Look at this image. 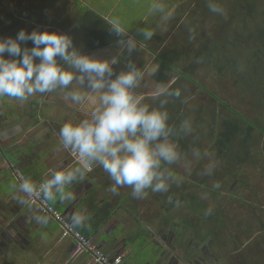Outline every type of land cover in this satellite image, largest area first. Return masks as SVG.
Masks as SVG:
<instances>
[{
  "label": "crops",
  "instance_id": "0c3cea01",
  "mask_svg": "<svg viewBox=\"0 0 264 264\" xmlns=\"http://www.w3.org/2000/svg\"><path fill=\"white\" fill-rule=\"evenodd\" d=\"M162 2L170 13L169 19H163L158 13L149 14L152 0H13L12 12L14 13L17 3L26 14L21 17L27 24L42 31L67 33L72 37L74 46L82 53L100 58H110L115 54L116 44L87 51V41L91 39L97 42L99 39L93 37L98 36L99 29L106 28L105 22L110 24L112 20H119L135 36L140 46L131 57L137 66H143L145 62L158 63L160 70L152 79L183 89L186 82L190 83L183 75L190 71V76L194 78L193 61L203 46L210 45L205 40L199 50H195L196 30L199 32L209 22L208 3L200 0ZM181 5L187 6L181 8ZM46 17L49 19L45 20ZM141 28L153 31V37L145 40L138 34ZM164 61L169 65L165 66ZM114 67L119 72L123 68V60ZM69 90L71 87L63 91L57 89L51 93H43L42 99L29 98L25 101L32 106V111L29 112L31 123L27 127L29 138L26 145H16L11 152L4 153L8 168H4L3 164L0 166V264H95L89 254L77 252L73 239L61 238V227L57 221L50 218L47 225L38 224L30 219L33 211L37 209L34 206L30 209L19 205L13 199L15 186L18 185L14 177L15 170H20L27 179L38 185L49 177L50 170H68L79 166V157L62 147L59 129L64 123L76 124L88 118L89 109L84 111L83 117L70 114V119H66L63 104L73 103L65 97V92ZM137 92L144 96L143 103L149 105L148 102H152L155 105L153 107L159 106V100L148 95V88L141 87ZM179 99H169V103L165 105V108L169 105L168 112L175 111L181 105ZM41 114L45 117L44 123L41 122ZM172 114H169V120ZM168 123L170 125L169 121ZM19 130V126L12 128V136ZM28 147L32 149L30 152L21 151ZM0 149L3 153L1 145ZM8 155H12V158H8ZM162 166L169 170L172 168L167 164ZM10 183L12 185L6 186ZM112 185L113 181L103 168L94 165L83 180H77L69 186L68 190L73 192L75 200L61 201L57 197L48 202L67 220L71 214L83 211L89 217L87 226L77 229L83 234H89V238L104 252L112 256H122L123 264H220L214 262L216 253L209 242L198 241L196 248H187L186 237L182 238L185 241L177 240V234H172L169 229L166 231L164 225L156 233L151 225L137 218L140 215L133 216L130 207L124 205L129 194L114 195L109 191ZM103 206H107V211H113L114 215L97 230L95 217ZM38 214L41 213L38 211ZM137 252H141L138 253L140 258L138 256L139 259L135 260ZM146 258L149 259L145 260Z\"/></svg>",
  "mask_w": 264,
  "mask_h": 264
},
{
  "label": "rangeland",
  "instance_id": "374dc122",
  "mask_svg": "<svg viewBox=\"0 0 264 264\" xmlns=\"http://www.w3.org/2000/svg\"><path fill=\"white\" fill-rule=\"evenodd\" d=\"M200 1L208 3V0ZM214 2L224 9V14H215L208 7L209 22L199 32L196 30L195 50L208 40L210 46H217V52L209 60L194 59V77L208 91L264 128V40L258 28L264 19V0ZM249 4L257 5L255 12L258 14L250 12L248 15L246 6ZM13 5V0L7 2L5 12L12 11ZM186 6L181 5V8ZM226 50L236 58L234 65L226 63ZM30 98L39 100L42 94L37 93ZM179 100L181 105L175 111L171 110L179 119L186 118L191 122L192 133L185 136L200 144L203 154L191 152L190 161L180 157L178 163L169 165L176 179L170 182L166 193H153L148 189L147 196L138 199L132 196L130 187H120L119 193L129 194L124 205L130 207L133 216L140 215L137 218L151 225L156 233L164 225L166 231L169 229L172 234H177V240L185 241L182 238L186 237L187 248H196L198 241L209 242L220 264H264V136L258 132L255 134L244 164L237 165L228 155L218 158L213 148L214 141L210 139V124L217 118H234L233 115L224 113L206 93L187 82L181 89ZM63 105L66 119H70V114L83 117L88 109L87 104ZM31 108L25 101L0 97V145L4 150L3 153L0 151V166L3 164L4 168H8L4 153L11 152L16 145H26ZM168 108L169 105L166 110ZM40 116L44 123V115ZM16 126L20 130L12 136L11 129ZM31 150L28 147L21 151L28 153ZM235 155L244 157V149L238 147L232 154L233 157ZM8 156L12 158V155ZM9 185L12 184L6 186ZM173 185L174 188L171 187ZM210 189H215L219 195L210 193ZM209 209L211 213L206 214ZM138 253L141 252L136 253L135 260L140 258Z\"/></svg>",
  "mask_w": 264,
  "mask_h": 264
},
{
  "label": "clouds",
  "instance_id": "9594fccd",
  "mask_svg": "<svg viewBox=\"0 0 264 264\" xmlns=\"http://www.w3.org/2000/svg\"><path fill=\"white\" fill-rule=\"evenodd\" d=\"M209 10L224 14V9L214 0H208ZM160 14L169 19L162 0H152L149 14ZM110 31L118 37L117 51L110 58L84 54L74 46L71 36L57 31L21 29L15 38L0 39V97L27 101L37 93H51L57 89L77 105H88V118L79 123H64L59 129V141L65 150L79 157V166L68 170H50L49 177L38 185L22 179L15 186L13 199L19 205L33 206L40 197L47 201L75 200L68 190L77 180H83L94 165H99L109 175L113 185L109 191L118 195V189L128 186L134 198L143 199L147 190L166 193L170 182L176 178L162 165L176 163L181 154L172 142L173 136L192 133V124L183 120L179 129L169 125V113L165 105L170 98L179 99L181 89L170 83L153 80L160 70L155 62L143 66L131 58L140 49L135 38L120 23L110 22ZM145 40L154 32L146 28L138 30ZM31 41L32 47L22 43ZM5 53L8 54L6 58ZM117 72L114 66L121 64ZM145 87L159 107L143 103L144 96L137 89ZM194 154L199 155L198 151ZM171 202V197H169ZM179 206V201H177ZM211 209L206 214H210ZM30 219L47 225L50 217L34 210ZM89 217L84 212L68 217L72 229L87 226Z\"/></svg>",
  "mask_w": 264,
  "mask_h": 264
},
{
  "label": "trees",
  "instance_id": "16d2710c",
  "mask_svg": "<svg viewBox=\"0 0 264 264\" xmlns=\"http://www.w3.org/2000/svg\"><path fill=\"white\" fill-rule=\"evenodd\" d=\"M9 1L10 0H0V39H7L9 37L15 38V36L21 29L27 32H31L33 30L42 31L36 26L29 25L24 20H22L23 18L21 16H25L26 14L20 10V7L17 3L15 4L14 13L12 11L5 12V5ZM256 6L257 5L255 4H249V6H246L248 9V15L250 12H255ZM255 13H257V11ZM261 16H263L262 13ZM105 24L106 28L99 29V31L97 32L98 36L93 37L94 39H99L97 40V42L91 41V39L87 41L89 42L87 51H94L96 49L117 43L118 37L115 35V33L110 31V24L106 22ZM258 28L260 29L259 35L264 40V19H262V22L258 25ZM32 46L33 45L31 41L22 43V48H31ZM222 46L224 45L222 44ZM216 48L217 46L213 47L210 45H205L203 46V48H201V51L197 57H199L200 60L212 59L217 52ZM6 54L7 53L4 54L6 58L15 59V57H8V54ZM225 54L228 55L226 57V63L229 65H234L236 63V58L231 56L228 50H226ZM163 63L165 66L168 64V62L166 61H164ZM183 76L194 86L206 93L217 104V106H219L223 110L224 113L231 114L234 117H229L222 120H219V118H217L212 122V124H210V139L214 141L213 148L216 151L218 158H224L226 155H228L229 158H234L232 162L235 161L237 165L246 163L250 154L248 147L250 146L257 132L264 136V128L258 125L257 121L247 117L246 115L236 110L229 103L221 99L217 94L208 91L202 84H200L196 80L195 77L193 78V76H190V74L186 73ZM3 98L6 99L7 97L4 96ZM34 104H36V102H34ZM177 119L178 117H176L175 114H172L170 116L169 122L172 127L179 129V125L182 120L180 119L177 121ZM172 140L175 142V144H177L178 151L181 154V159H183L184 161H190L191 152L195 153L196 151H198L200 156L203 154L202 146L189 137H186L182 133L173 136ZM238 147L244 149V157L240 158V156H232V154L237 151ZM171 187L174 188L175 185ZM209 192L219 195V192H217L215 189H210ZM113 215V211H107V206L101 207L95 217V229H101L105 225V223L113 217ZM84 235L89 238V234L84 233Z\"/></svg>",
  "mask_w": 264,
  "mask_h": 264
},
{
  "label": "built area",
  "instance_id": "2783aa9c",
  "mask_svg": "<svg viewBox=\"0 0 264 264\" xmlns=\"http://www.w3.org/2000/svg\"><path fill=\"white\" fill-rule=\"evenodd\" d=\"M14 177L16 178L18 184L22 179L26 178V176L20 170L14 171ZM33 206L41 214H47L50 218L57 221L61 227V238L73 239L76 243L77 252L89 254L93 258L95 264H123L122 256H112L104 252L95 245L91 238L86 237L77 228L72 229L69 226V221L65 218V216L60 213L56 207L52 206L47 200L36 197L33 200Z\"/></svg>",
  "mask_w": 264,
  "mask_h": 264
},
{
  "label": "flooded vegetation",
  "instance_id": "af4514ba",
  "mask_svg": "<svg viewBox=\"0 0 264 264\" xmlns=\"http://www.w3.org/2000/svg\"><path fill=\"white\" fill-rule=\"evenodd\" d=\"M216 260H217V259H216V257H215L214 262H215Z\"/></svg>",
  "mask_w": 264,
  "mask_h": 264
}]
</instances>
